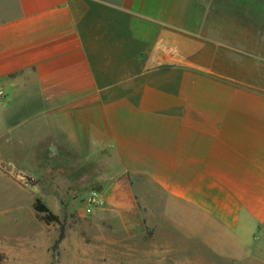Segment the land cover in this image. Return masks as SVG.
<instances>
[{
    "label": "crops",
    "instance_id": "crops-1",
    "mask_svg": "<svg viewBox=\"0 0 264 264\" xmlns=\"http://www.w3.org/2000/svg\"><path fill=\"white\" fill-rule=\"evenodd\" d=\"M44 149L93 160L110 154L120 170L142 176L146 213L135 203L128 214L142 222L135 239L146 250L143 262H152V244L171 242L181 259L184 241L212 252L216 244L236 245L241 257L259 259L262 0H0V251L6 255L4 228L8 212L22 217V189L5 171L22 172L26 164L32 170ZM128 193L114 198L129 203ZM152 203L160 217L170 219L173 210L171 238L162 239ZM55 239L51 245L47 239L40 262H51L46 247ZM67 239L64 232L60 264L71 262L68 248L77 256L78 245ZM14 240L17 257L22 235Z\"/></svg>",
    "mask_w": 264,
    "mask_h": 264
},
{
    "label": "rangeland",
    "instance_id": "rangeland-1",
    "mask_svg": "<svg viewBox=\"0 0 264 264\" xmlns=\"http://www.w3.org/2000/svg\"><path fill=\"white\" fill-rule=\"evenodd\" d=\"M264 3V0H262ZM39 154L38 162L26 164L27 169L22 172L7 167L6 174L22 189V217L14 219L8 212V224L4 228L7 233V246L11 251H0V264H60L59 256L51 262H40L41 249L47 243L51 245V238H56L59 225H46L38 221L33 213V202L39 198L49 210L56 215L64 225L67 243H76L78 249L75 258L70 248L66 255L71 262L63 264H240V262H264V254L259 259L241 257L237 246L224 248L216 244L215 251L200 250L198 242L194 245L183 243V251L178 257L175 245L160 243L151 245L152 262H143L142 241L138 242L137 232L142 228L141 219L129 216V205L137 204L143 209V178L141 175H130L119 169L120 165L109 154L100 159H89L88 156L70 153H51L43 150ZM129 183V186H128ZM125 184V185H124ZM19 186L12 189L13 196L20 195ZM129 193H128V192ZM128 193L131 201L114 198ZM112 198V202L107 198ZM136 201V202H134ZM138 201L140 203H138ZM148 207H149V203ZM18 205V204H17ZM128 205V206H127ZM153 205V206H152ZM152 214H156L154 222L163 228L162 239L174 235V213L170 219L156 213L158 203H152ZM164 205L163 203L161 204ZM154 207V208H153ZM14 204L8 203V210H13ZM156 209V212L153 210ZM144 210V209H143ZM146 213V209L144 210ZM162 212V211H161ZM162 215V214H161ZM155 228V227H154ZM147 231V230H146ZM154 229L151 228L152 237ZM22 235L21 249L14 255L16 244L14 237ZM39 236V243L37 237ZM185 237V236H184ZM1 239V237H0ZM257 243H264L258 234L254 236ZM188 246V250L184 248ZM264 246V244H262ZM193 247V248H192ZM50 246L46 247V254L50 253ZM235 248V249H233ZM10 253H12L10 255ZM39 253V254H38ZM71 255V256H70ZM178 258V259H177Z\"/></svg>",
    "mask_w": 264,
    "mask_h": 264
},
{
    "label": "trees",
    "instance_id": "trees-1",
    "mask_svg": "<svg viewBox=\"0 0 264 264\" xmlns=\"http://www.w3.org/2000/svg\"><path fill=\"white\" fill-rule=\"evenodd\" d=\"M32 208L35 213V218L38 221L43 222L46 225H50V224L59 225L58 234L51 247L52 260H56L59 256V248H58L59 244L64 239V232H65L64 225L60 221V219L56 215H54L39 198L34 199Z\"/></svg>",
    "mask_w": 264,
    "mask_h": 264
}]
</instances>
